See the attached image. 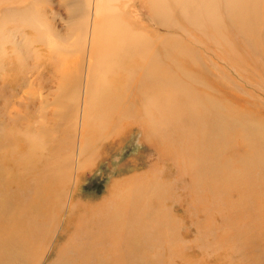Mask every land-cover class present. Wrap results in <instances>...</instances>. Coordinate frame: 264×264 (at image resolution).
<instances>
[{
  "label": "rangeland",
  "instance_id": "374dc122",
  "mask_svg": "<svg viewBox=\"0 0 264 264\" xmlns=\"http://www.w3.org/2000/svg\"><path fill=\"white\" fill-rule=\"evenodd\" d=\"M133 1L119 2L123 10L130 9L129 12L133 13L130 16L140 11L137 7L140 3ZM143 4L139 5L142 10L138 19L153 25L154 17L144 10ZM67 8L65 0H0V179L9 183L10 190L18 195L14 204L18 210L25 211L21 220L32 226L33 230H29L37 235L31 250L26 253L30 261L24 264H106L112 258L118 263V259L124 261L126 257L132 264H264V136L259 142L264 134V70L255 64V55L231 36L229 46L237 57H243L246 66L234 63L238 59L227 52L225 67L222 64L215 68V63L207 59L204 68L207 74L213 73L223 80L218 91L232 93L231 104L248 114L253 123H262L261 129L253 127L240 131L236 125L228 123L224 126L225 132L216 134L223 139L218 141L212 133L214 131L207 128L203 133L211 144L204 145L200 138L196 148V152L203 155L199 158L200 164L185 170L181 162L177 164L173 157L145 143L144 132L136 124L128 126L122 121L116 135L112 130L101 128V131L91 129L96 131L89 139L79 137L78 127L71 125L67 128L66 120L54 122L49 112L52 110L50 98L46 102L45 99L40 102L41 98H38L41 93L48 96L54 86L46 83L42 87L44 92L31 86L30 93H27L28 87L15 88L13 81L18 58L21 51L30 56L33 48L29 45V36L37 35L31 22L40 26L43 21L46 27L58 28L54 34L59 32L64 36L61 45L65 46L64 39L68 37L71 42ZM27 18L28 23H24ZM183 20L181 23L176 16L175 21L181 24L176 23L179 29L174 34H183L187 41H191L189 35L194 31ZM81 24L85 32L86 21L82 20ZM90 25L89 18L87 30ZM168 26L163 25L165 30L170 28ZM197 48L203 58H210L209 48ZM72 52L68 51L69 58L77 55ZM194 58L198 60L196 55ZM26 95L34 99L27 106L21 103ZM180 112L181 116L189 115L182 105ZM95 119L98 118L92 113L86 122L92 123ZM27 124L30 130L25 134ZM40 127L49 129L48 135ZM55 134L59 136L58 141ZM50 139L56 141L53 153L48 151L51 146L55 147ZM162 139V147H165L166 136ZM84 140L89 143L86 145ZM35 141H41L43 149L39 152L37 149L33 154L35 162L28 166L26 159L31 156L29 151L35 148ZM75 151L80 153L77 155ZM55 152L62 169L53 164L54 158L50 157ZM75 159L81 162L76 165ZM50 162L53 167L58 166L55 169L62 171L55 180L51 177L47 182ZM78 168L81 173L78 170L76 174L74 170ZM139 175L143 176L140 189L139 185L136 187L133 182L124 181L132 177L134 180ZM63 178L65 188L60 186ZM120 181L123 193L119 195L118 204L109 203V207L106 198L113 185ZM54 190L58 193L56 197L62 198V204L53 218L50 214L53 202L47 199ZM114 228H118L122 236ZM124 234L130 238L129 242L127 239L122 241ZM113 248H118L124 255L113 256Z\"/></svg>",
  "mask_w": 264,
  "mask_h": 264
},
{
  "label": "bare ground",
  "instance_id": "6f19581e",
  "mask_svg": "<svg viewBox=\"0 0 264 264\" xmlns=\"http://www.w3.org/2000/svg\"><path fill=\"white\" fill-rule=\"evenodd\" d=\"M137 1L140 4L144 3V10L154 17L155 23H152L153 25L138 19L141 17L142 10V7L141 9L139 7L140 4L137 6L140 11L130 16L133 13L129 12L130 9L127 11L128 8L123 10L124 8L122 9L119 4L120 0H65L69 6L67 8L69 11L67 30L71 33L70 43L68 37L64 39L65 46L61 45L64 36L59 32L54 34L58 28L51 25L46 27L43 21V25L40 26L34 21L31 22L35 28L33 31H36L37 35L35 37L29 36V45L33 48L30 56L27 57L28 53L22 51L20 57L13 53L15 57H19L18 63L16 62L17 74L14 73L15 88L23 86L25 89L28 87L27 93H30L29 88L31 86H36L41 90L43 86H46V83H51L48 86H54L53 90L48 96L45 93L43 96L41 93L38 96L41 98L40 102L44 99L46 102L47 98H50L49 103L52 104V110L49 112L55 120L54 122L66 120L67 128H70L71 125L78 127L80 129L79 137L89 139L94 131H101V128L107 129V131L112 130L116 135L119 132H116L117 127L123 125L122 121L128 126L136 124L144 132L145 143L155 147L156 151L159 150L162 154L173 157L177 164L181 162L185 170L200 164L201 159L199 158L203 155L201 156L200 152H196V148L200 144L198 140L201 138L204 145L211 144L206 141L203 133L207 128H211L210 130L214 131L212 133L215 135H220L228 123L236 125L240 131L244 128L247 131L248 128L262 127V123L259 124V121L257 124L253 123L248 114L237 110L231 104L232 93L218 91L223 80L213 73L207 74L204 66L207 65L206 60L208 59L216 64L213 63L215 68L216 66L221 67L222 64L225 67L227 52L238 59L235 62L230 59L232 62L241 67L242 65L246 66L243 64V57H237L229 46V38L233 36L236 42L243 44L253 56L255 55V64L260 65L261 69L264 70V0ZM81 11L85 18H82ZM176 16H179L181 23L185 19L186 24L192 27L191 31L194 32L189 35L191 41H187L183 34H174L175 30L179 29L176 23H180L175 21ZM89 18L91 25L87 30ZM81 19L86 21L85 32L81 27ZM27 20L28 18L25 19L24 23H28ZM165 24L169 25L170 28L165 30V26L163 27ZM76 29L78 32L75 31ZM181 29L184 30V27L181 26ZM21 42L22 40L18 44ZM39 43L40 46H38ZM204 46L211 50L210 58H203L201 51L197 48ZM68 51H73L72 53H77V55L69 58ZM194 55L198 60H195ZM5 56L7 55L5 54ZM41 91L44 92L43 89ZM33 101L31 96L26 95L21 103L27 106L29 102ZM181 105L188 111V116L185 117V114L181 116ZM92 113H94V118L98 119L92 123L91 121L86 122V118ZM181 123L185 125V130H183ZM107 124L109 127H105ZM24 128L26 130L23 132L26 134L30 130V125L27 124ZM43 128L40 127L39 129L44 131ZM57 129L59 128L56 127ZM48 130L45 129V135H48ZM52 132L54 133V131ZM55 136H57V140L59 136L57 134ZM165 136V147H162V138ZM263 136L264 134H261L259 142ZM216 137L215 140H223L221 137ZM51 140L55 147L48 144L51 146L48 150L49 153L57 147L55 139ZM40 142L35 141V148H29L31 156L28 155L29 157L26 159L28 166H30L29 163L35 162L33 154L37 149L38 152L41 148L43 149ZM84 142L86 145L89 143L88 140H84ZM56 152L50 157L54 158L53 164L60 165L59 155L57 156ZM76 153L78 155L80 152L77 151ZM64 162H67L66 158ZM80 162V159H75L76 165ZM57 167H53L50 162L47 169V182L49 181L48 178L52 177L55 180L60 175L61 165L59 166L61 171L55 169ZM200 169L202 170V167ZM78 170L80 172L79 168L74 170L76 174ZM199 171L197 169V172ZM64 173L66 172L63 171ZM142 177L139 175L134 180L132 177L124 181H131L136 187L139 185L140 189L142 188ZM52 181L50 180V183ZM14 182L16 183V181ZM42 182L44 183V181ZM121 182L114 184L113 189L109 191L111 194L106 198L108 204L113 205L114 202L117 203L120 200L119 195L123 193L120 191ZM8 184L0 179V264H24L30 261V256L26 253L31 250L30 247L34 244L37 235L29 230L32 229V226L29 227L26 222L21 220L25 211L17 209L14 202L17 201L18 195L10 190ZM60 186L65 188L64 178ZM123 186L125 185L123 184ZM57 194V191L54 190L52 196L49 195L47 199L53 202L50 213L52 217L54 212L58 213L62 204V198L56 197ZM47 204L46 202L45 206ZM110 204L109 207H111ZM114 206L116 205L114 204ZM36 230L34 231L36 232ZM116 230L120 235L122 234L118 228ZM117 231H115L116 234ZM74 234L76 235V233L72 235ZM125 236L126 234H124L125 239L122 241L127 239L126 241L129 242L130 238L128 235L126 236L128 238ZM117 239L116 243L119 241ZM122 241L121 243L124 242ZM112 250L113 256L116 255L119 258L120 255H124L118 251V248ZM113 259L106 264H132L127 259L124 261L122 258V261L118 259V263H115Z\"/></svg>",
  "mask_w": 264,
  "mask_h": 264
}]
</instances>
